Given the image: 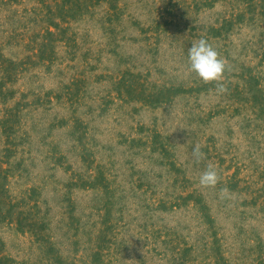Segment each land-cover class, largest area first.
<instances>
[{
	"label": "rangeland",
	"instance_id": "374dc122",
	"mask_svg": "<svg viewBox=\"0 0 264 264\" xmlns=\"http://www.w3.org/2000/svg\"><path fill=\"white\" fill-rule=\"evenodd\" d=\"M0 264H264V0H0Z\"/></svg>",
	"mask_w": 264,
	"mask_h": 264
},
{
	"label": "clouds",
	"instance_id": "9594fccd",
	"mask_svg": "<svg viewBox=\"0 0 264 264\" xmlns=\"http://www.w3.org/2000/svg\"><path fill=\"white\" fill-rule=\"evenodd\" d=\"M188 65L189 71L195 73L203 83H214L218 95L228 91L224 83L227 61L205 38H200L188 49ZM202 147L203 145L198 143L192 149V157L196 163L205 158ZM219 181V174L212 165H209L199 177V184L204 188L215 187ZM227 191V188L221 189L222 194Z\"/></svg>",
	"mask_w": 264,
	"mask_h": 264
}]
</instances>
